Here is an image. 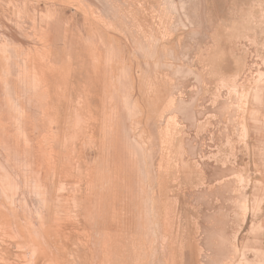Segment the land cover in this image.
Returning a JSON list of instances; mask_svg holds the SVG:
<instances>
[{
  "label": "rangeland",
  "instance_id": "374dc122",
  "mask_svg": "<svg viewBox=\"0 0 264 264\" xmlns=\"http://www.w3.org/2000/svg\"><path fill=\"white\" fill-rule=\"evenodd\" d=\"M0 264H264V0H0Z\"/></svg>",
  "mask_w": 264,
  "mask_h": 264
},
{
  "label": "bare ground",
  "instance_id": "6f19581e",
  "mask_svg": "<svg viewBox=\"0 0 264 264\" xmlns=\"http://www.w3.org/2000/svg\"><path fill=\"white\" fill-rule=\"evenodd\" d=\"M20 153V152H19ZM2 179V178H1Z\"/></svg>",
  "mask_w": 264,
  "mask_h": 264
}]
</instances>
